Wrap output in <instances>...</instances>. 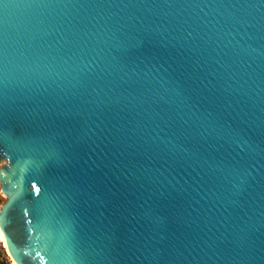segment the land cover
<instances>
[{
  "label": "water",
  "instance_id": "1",
  "mask_svg": "<svg viewBox=\"0 0 264 264\" xmlns=\"http://www.w3.org/2000/svg\"><path fill=\"white\" fill-rule=\"evenodd\" d=\"M7 2L0 118L18 134L0 151L7 261L52 264L38 210L58 190L76 254L103 249L102 264H264V3ZM85 64L98 65L78 77L95 91L73 99Z\"/></svg>",
  "mask_w": 264,
  "mask_h": 264
},
{
  "label": "snow or ice",
  "instance_id": "2",
  "mask_svg": "<svg viewBox=\"0 0 264 264\" xmlns=\"http://www.w3.org/2000/svg\"><path fill=\"white\" fill-rule=\"evenodd\" d=\"M86 2L90 3L92 0H86ZM108 2H111V0H108ZM117 2L124 5L125 7H134L137 4H141L144 6L151 5L154 8H170L174 5L186 3L187 0H117ZM260 2L264 3V0H260ZM8 6L7 0H0V8H7ZM235 6L236 4L233 3L232 7ZM241 7H243V4H241ZM148 39H150V37ZM116 48L124 49V44L117 40ZM116 63L119 64L120 61L117 60ZM94 67H98V65L89 66L88 64H85L83 67L78 69L77 76L73 78V80L76 81L74 88H83L84 91L74 93L72 97L73 99H83L85 95H90V93L87 91L89 88H92V91H95V88H93L92 84H89L86 81L82 82L80 79H78L80 73L84 72L85 70L91 73ZM109 68H113V65H109L108 67L101 69V73H108ZM124 83L128 88H132L134 91L143 90L146 88V85L139 79H129ZM112 87L115 88L117 85L113 84ZM72 118L73 117H70V119ZM17 135V130L10 129L6 124L3 123L2 118H0V151H3V146H12V144L17 139ZM120 143L123 142L118 141V144ZM128 147H130V145ZM57 191L58 190L53 191L50 204L44 207L42 210H38V215H43V219L40 221L42 225L41 230L44 233L45 248L49 253V259L51 260L52 264H58L57 258L59 257L61 250L64 253L65 261L71 258L76 262V264H102V262L106 260L103 249H101L100 252H97L95 249L89 246V248L84 249L80 255L76 254L75 249L79 243L77 239L78 234H76L75 228L69 219L68 211L64 206L62 197L57 195ZM7 223H9V221L4 216H0V224ZM29 223H31V221H29ZM2 235L3 230L0 229V236ZM13 264H16L15 259L13 260Z\"/></svg>",
  "mask_w": 264,
  "mask_h": 264
},
{
  "label": "rangeland",
  "instance_id": "3",
  "mask_svg": "<svg viewBox=\"0 0 264 264\" xmlns=\"http://www.w3.org/2000/svg\"><path fill=\"white\" fill-rule=\"evenodd\" d=\"M0 198L3 200V198L1 196H0ZM0 253H1V256H0V264H10L7 261V258H6L5 254H4V251L2 250L1 244H0Z\"/></svg>",
  "mask_w": 264,
  "mask_h": 264
},
{
  "label": "trees",
  "instance_id": "4",
  "mask_svg": "<svg viewBox=\"0 0 264 264\" xmlns=\"http://www.w3.org/2000/svg\"><path fill=\"white\" fill-rule=\"evenodd\" d=\"M2 199L0 198V204L2 203V201H1ZM0 256H1V253H0Z\"/></svg>",
  "mask_w": 264,
  "mask_h": 264
}]
</instances>
